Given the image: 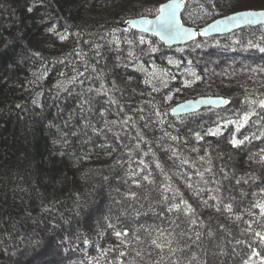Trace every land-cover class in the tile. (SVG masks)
<instances>
[{
	"label": "trees",
	"instance_id": "trees-1",
	"mask_svg": "<svg viewBox=\"0 0 264 264\" xmlns=\"http://www.w3.org/2000/svg\"><path fill=\"white\" fill-rule=\"evenodd\" d=\"M166 1L0 0V264H169L168 248L151 241L174 237L175 247L194 231L204 235L178 253L184 259L248 258L250 249L235 244L246 225L211 205L234 197L233 211L246 213L264 187V165L255 162L264 110L239 132L230 123L250 110L248 101L264 99V52L252 46L264 47V24L172 48L127 26L155 17ZM247 9L264 10V0H184L181 21L199 29ZM79 73L81 82L67 84ZM201 96L229 103L170 114ZM218 127L220 135L208 134ZM233 136L249 141L233 148ZM246 173L259 179L236 184ZM181 200L195 209L192 229L166 210Z\"/></svg>",
	"mask_w": 264,
	"mask_h": 264
},
{
	"label": "snow or ice",
	"instance_id": "snow-or-ice-1",
	"mask_svg": "<svg viewBox=\"0 0 264 264\" xmlns=\"http://www.w3.org/2000/svg\"><path fill=\"white\" fill-rule=\"evenodd\" d=\"M184 5V0H169L167 4L161 5L158 11V15L155 17V20H148L146 18L141 19L139 21L140 24L145 25V27L142 29L144 32H152L154 35H159L161 38H167L169 40L177 39V38H194L196 33L191 30L184 27V25L180 22V19L178 18V11L181 9V7ZM257 16H264V12H242L238 13L234 17H229V21H241L246 23H253L254 17ZM130 24L131 27H136L137 22H127ZM222 22H217L216 27L219 28V25ZM201 35H204V33H200ZM66 37L61 35L60 39L63 40ZM139 42L141 44L145 43L144 37L141 36L139 38ZM129 44H131V41H128ZM251 44V42H249ZM254 47L259 48L260 51L264 52V47H260L259 44L252 45ZM152 51H156L155 48L151 49ZM129 55H133L132 52H129ZM171 63V61H170ZM83 73H79L78 75L73 76L70 80L67 81V84H75L80 81V76H82ZM191 75L195 76V73H191ZM196 79L198 80L199 77L196 76ZM186 86H190V82H186ZM57 87L61 88L63 91H67V87L64 86L63 83H60L57 85ZM104 89V85L101 84L100 89H96L97 93L102 91ZM155 90V89H154ZM91 91V89H89ZM222 103H229L227 100H222ZM33 103H38V101L34 100ZM89 103V101L85 100L81 103V110L84 108V104ZM250 105V110L243 112L240 119L238 121H231L230 123L236 124V131L239 132L240 129L244 128L245 125L249 123L252 117L259 116L260 113L256 111V109L264 110V99L259 100H250L248 101ZM103 115V113H101ZM209 135L212 136H218L220 135V129L219 127L215 130H209ZM165 135H168V133H165ZM196 138L202 139L203 137L197 133ZM172 140H177L178 138L173 136L171 137ZM246 141H249L248 136H244L243 139H238L236 136H233L232 139L229 141L233 148H239L242 145L245 144ZM139 147V145H137ZM258 157V160L255 162L260 163L264 165V149H262L259 153L256 154ZM143 163V161H141ZM147 167V165H145ZM157 167H159V164H157ZM210 171V169H208ZM136 173H133L135 175ZM202 176V174H200ZM145 180H148V176L144 177ZM257 179H259L256 175L251 173H246L245 177H240L236 180V184H241L243 182L244 184H248L251 180L252 182H255ZM191 187V185H189ZM259 193H254L253 195H257L258 198L255 200L254 203H251L248 207V210H246V213H237L233 211V204L232 200L235 198L233 197L232 200H230L228 203H224L223 200H220L217 204L211 205L215 208L217 212H226L229 214L230 218L233 219L234 222H243L246 227L242 228L240 230L241 237L244 238H238L235 239L236 245H242L246 246L248 249H250V253L248 255V258L243 261V264H254L253 257L259 258L260 264H264V258H261V252L258 249L264 248V187H259ZM165 191H169V189H165ZM248 193L241 192V196H247ZM131 196L134 198L135 193H131ZM211 199L216 200V197H211ZM164 200L167 201L168 197H164ZM205 204H207V201H204ZM222 206V207H221ZM252 209H258V213H254ZM168 212H178L182 213L186 218H188V226L190 229H192L194 226L198 224V220L195 218V209L192 207L191 204L188 203L186 200H181L179 203L170 205L167 209ZM247 215L251 217L250 220H245L244 215ZM175 223V221H173ZM255 225V227H254ZM179 227V225H176ZM221 228H223V225H221ZM115 235L119 238L121 236H127L128 232L125 230L124 232H116ZM172 234L169 233V236ZM182 236H187L189 242H185L183 245L180 244L179 241H175V247L173 246L174 243V237L172 239H166L164 243H158L156 239H153L151 243L155 245L156 248L163 250V248H168V256L166 259L169 260V264H192L193 261H197V264H205L203 261H198V258L196 254L193 252L191 254L190 259H184V257L178 255V253H185L186 251L191 249L192 244H196L198 241L201 240V237L204 235V233L200 231H194L191 233L182 232ZM214 234L211 230L207 232L208 237H212ZM229 235L231 233L229 232ZM160 236H164V232L161 230ZM194 236V238H193ZM139 239V237H137ZM84 244H88L89 241L87 238L83 240ZM126 253L121 252L120 256H124ZM139 255V253H137ZM161 259H165V257H161Z\"/></svg>",
	"mask_w": 264,
	"mask_h": 264
},
{
	"label": "water",
	"instance_id": "water-1",
	"mask_svg": "<svg viewBox=\"0 0 264 264\" xmlns=\"http://www.w3.org/2000/svg\"><path fill=\"white\" fill-rule=\"evenodd\" d=\"M168 2H169V0L166 1L165 3L161 4V5L167 4ZM183 9H184V5L181 7V9L177 13L178 18L180 19L181 23H182L181 14L183 12ZM242 12L260 13V12H264V10L263 9H257V10L256 9H247V10H241V11L233 12V13H230L228 15L219 17V18L211 21L210 23L206 24L205 26H203L199 29H195V28L186 26L182 23L185 28L191 29L196 33L194 38H191V39L177 38V39L169 40L167 38H161L159 35H154L152 32H144L142 29L145 27V25L139 23V21H141V19H143L144 17L134 18V19L128 21V22H132V21L137 22L136 27H131L129 23H127V26L133 28L135 31H137L141 34L153 36V37L157 38L161 44H163L164 46H167L169 48L181 47V46H187V45L191 44L192 42H194L197 39V37H201V38L220 37V36L232 34L234 32L241 30V29H244L246 27H258V26H261L264 24V16L254 17L253 23H246V22H241V21H229V19H228L229 17H234L238 13H242ZM155 17L146 18V19L155 20ZM217 22H222V23H220L219 28L216 27ZM200 33H204V35H201ZM222 100H227V99L222 97V96H201V97H198L195 99L185 100V101H182V102L176 104L175 106H173L172 109L170 110V114L173 116H187V115H192V114L198 113L204 109L220 110V109L225 108L228 104V103L227 104L222 103L221 102Z\"/></svg>",
	"mask_w": 264,
	"mask_h": 264
},
{
	"label": "rangeland",
	"instance_id": "rangeland-1",
	"mask_svg": "<svg viewBox=\"0 0 264 264\" xmlns=\"http://www.w3.org/2000/svg\"><path fill=\"white\" fill-rule=\"evenodd\" d=\"M155 78H157V80L159 81H164L166 79H168L167 75L163 74V73H155Z\"/></svg>",
	"mask_w": 264,
	"mask_h": 264
}]
</instances>
